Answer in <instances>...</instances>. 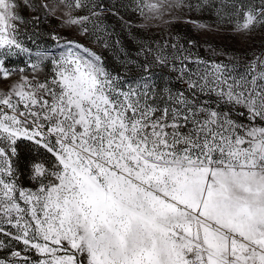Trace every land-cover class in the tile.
I'll use <instances>...</instances> for the list:
<instances>
[{"label": "snow or ice", "instance_id": "obj_1", "mask_svg": "<svg viewBox=\"0 0 264 264\" xmlns=\"http://www.w3.org/2000/svg\"><path fill=\"white\" fill-rule=\"evenodd\" d=\"M0 264H264V0H0Z\"/></svg>", "mask_w": 264, "mask_h": 264}]
</instances>
